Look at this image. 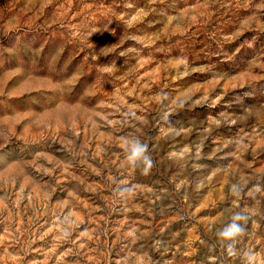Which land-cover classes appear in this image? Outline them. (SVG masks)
Listing matches in <instances>:
<instances>
[{
  "label": "rangeland",
  "instance_id": "rangeland-1",
  "mask_svg": "<svg viewBox=\"0 0 264 264\" xmlns=\"http://www.w3.org/2000/svg\"><path fill=\"white\" fill-rule=\"evenodd\" d=\"M245 252L264 264V0H0V264Z\"/></svg>",
  "mask_w": 264,
  "mask_h": 264
},
{
  "label": "clouds",
  "instance_id": "clouds-1",
  "mask_svg": "<svg viewBox=\"0 0 264 264\" xmlns=\"http://www.w3.org/2000/svg\"><path fill=\"white\" fill-rule=\"evenodd\" d=\"M126 160L128 165L133 168H141L147 173L153 166V160L148 151V145L142 143L139 139H126L124 143ZM233 191L236 186L233 185ZM247 216L242 211H237L231 216V220L222 229L217 231V236L226 247L227 255L236 257L238 255L237 244L246 234ZM242 264H256V254L245 252L241 257Z\"/></svg>",
  "mask_w": 264,
  "mask_h": 264
}]
</instances>
